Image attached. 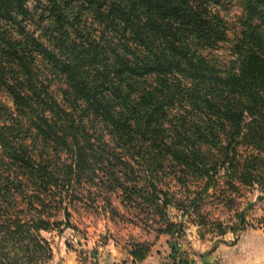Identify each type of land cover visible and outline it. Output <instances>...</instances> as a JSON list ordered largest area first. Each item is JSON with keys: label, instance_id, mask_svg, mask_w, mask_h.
Returning a JSON list of instances; mask_svg holds the SVG:
<instances>
[{"label": "trees", "instance_id": "trees-1", "mask_svg": "<svg viewBox=\"0 0 264 264\" xmlns=\"http://www.w3.org/2000/svg\"><path fill=\"white\" fill-rule=\"evenodd\" d=\"M222 178L264 188V0H0V264L49 262L41 232L97 197L180 238L172 183Z\"/></svg>", "mask_w": 264, "mask_h": 264}, {"label": "rangeland", "instance_id": "rangeland-1", "mask_svg": "<svg viewBox=\"0 0 264 264\" xmlns=\"http://www.w3.org/2000/svg\"><path fill=\"white\" fill-rule=\"evenodd\" d=\"M221 12L231 26H234V18L239 14L235 2L226 4ZM218 53L221 56L228 55L224 50H219ZM1 97L8 102L5 96ZM227 182L226 178H222L219 186L209 189L195 205H190L192 194L197 191L195 185L189 184L188 189H183L172 183L170 194L174 205L168 208V214L171 221L182 224V235L180 238L168 237L173 246L178 243L182 246L183 243L192 250L193 242L203 245V254L210 252L215 245L220 247L215 258L216 264H243L248 261V264H264V188L259 184L249 187L240 185L232 193ZM181 197H187L188 202H178L177 199ZM227 197L233 202H225ZM112 202L124 216L122 220L112 218L111 213L107 212L110 208L99 197L78 203L74 201L72 206H76L78 212L73 214L70 226L75 229H66L60 234L52 228L41 232L40 235L50 243L52 252H62L65 250V244H68L66 249L76 256L79 264H99L108 244L117 243L122 248L126 243L131 244L133 239L137 242L152 240L158 227V219L153 222L151 217L146 219L143 215L127 213L115 197ZM55 206L53 202L51 207H48L53 214L56 213ZM240 213L244 217V223L240 225L243 230L233 233L229 228L233 229L239 224L237 216ZM221 229L225 230L224 235H221ZM235 238L238 247L232 245ZM182 252L185 256L184 250Z\"/></svg>", "mask_w": 264, "mask_h": 264}, {"label": "crops", "instance_id": "crops-1", "mask_svg": "<svg viewBox=\"0 0 264 264\" xmlns=\"http://www.w3.org/2000/svg\"><path fill=\"white\" fill-rule=\"evenodd\" d=\"M133 242L137 240L133 239ZM144 242L150 244V252L140 262H133L132 257L129 254L130 244L126 243V246L122 248L117 243L108 244L105 246L106 252L103 254V257L100 259L99 264H170L171 260V241L168 235L157 234L153 236L152 240H143ZM68 249V244H65ZM192 250L189 249V246H185L182 243L180 247L181 250L185 252L187 264H216L215 258L217 253L220 251V247H215L208 253L203 254V245L192 243ZM238 245V244H234ZM64 248L62 252L57 253L56 251L52 252V257L49 263L51 264H79L76 256L69 252V250ZM238 247V246H237ZM245 261H248L244 258ZM249 262V261H248ZM245 262L243 264H248Z\"/></svg>", "mask_w": 264, "mask_h": 264}, {"label": "built area", "instance_id": "built-area-1", "mask_svg": "<svg viewBox=\"0 0 264 264\" xmlns=\"http://www.w3.org/2000/svg\"><path fill=\"white\" fill-rule=\"evenodd\" d=\"M175 247H176V253L174 254L171 262H172V264H173V262L175 264H181L183 262V260L185 259V256H184L183 252L180 249V244L179 243ZM177 250H179V251H177Z\"/></svg>", "mask_w": 264, "mask_h": 264}]
</instances>
